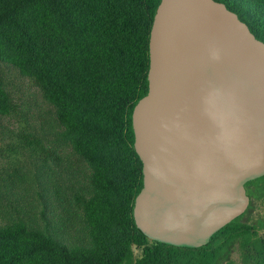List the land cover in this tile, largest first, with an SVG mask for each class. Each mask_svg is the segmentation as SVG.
<instances>
[{"label":"trees","instance_id":"1","mask_svg":"<svg viewBox=\"0 0 264 264\" xmlns=\"http://www.w3.org/2000/svg\"><path fill=\"white\" fill-rule=\"evenodd\" d=\"M223 2L264 41V0ZM161 0H0V59L29 76L59 108L68 135L93 169L98 194L118 234L113 251L89 254L22 223L0 228V264H264V176L249 181L247 211L202 247L149 239L137 227L134 201L143 164L134 148L133 109L149 90V38ZM16 102L0 81V124ZM40 152L39 140L19 138ZM20 148V146H19ZM10 154H18L11 143ZM47 153L51 154L50 151ZM134 246L144 248L132 263Z\"/></svg>","mask_w":264,"mask_h":264},{"label":"water","instance_id":"2","mask_svg":"<svg viewBox=\"0 0 264 264\" xmlns=\"http://www.w3.org/2000/svg\"><path fill=\"white\" fill-rule=\"evenodd\" d=\"M149 59L132 114L143 164L133 216L149 239L202 247L264 176V41L223 2L161 0Z\"/></svg>","mask_w":264,"mask_h":264},{"label":"rangeland","instance_id":"3","mask_svg":"<svg viewBox=\"0 0 264 264\" xmlns=\"http://www.w3.org/2000/svg\"><path fill=\"white\" fill-rule=\"evenodd\" d=\"M249 1L253 0H239L245 6ZM0 81L17 105L0 124V228L25 223L73 251H113L118 228L104 208L108 196L97 193L93 169L68 135L58 106L33 79L1 59ZM28 134L51 154L22 143L19 138ZM11 143L18 154L7 150ZM262 216L264 210L252 218ZM259 232L264 236V229ZM143 251L133 247L132 263ZM232 257L240 264L239 252Z\"/></svg>","mask_w":264,"mask_h":264}]
</instances>
